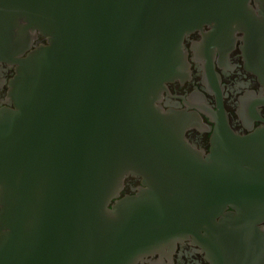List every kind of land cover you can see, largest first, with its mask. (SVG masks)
<instances>
[{
	"label": "water",
	"instance_id": "95a60500",
	"mask_svg": "<svg viewBox=\"0 0 264 264\" xmlns=\"http://www.w3.org/2000/svg\"><path fill=\"white\" fill-rule=\"evenodd\" d=\"M250 2L0 0V264H139L190 239L212 264H264V130L239 137L220 106L204 158L192 116L160 106L205 28L244 32L264 76ZM129 177L144 188L121 198Z\"/></svg>",
	"mask_w": 264,
	"mask_h": 264
},
{
	"label": "flooded vegetation",
	"instance_id": "af4514ba",
	"mask_svg": "<svg viewBox=\"0 0 264 264\" xmlns=\"http://www.w3.org/2000/svg\"><path fill=\"white\" fill-rule=\"evenodd\" d=\"M250 6L259 14L261 8L264 9V2L251 0ZM208 32L210 28H205L204 33L197 32L186 39L191 78L183 83L177 81L169 84L160 103L165 111L192 116L193 126L187 130L185 139L190 146L203 153L204 158L212 149L216 128L214 113L219 111L220 106L227 114L230 129L239 137H248L264 130V76L258 69V66H263L254 64L248 37L240 32L231 39H221L211 45L206 39ZM44 45H48V40L38 34L32 51ZM259 59L262 60L257 57V63ZM15 76L16 66L0 65V110L15 109L10 98V81ZM141 188H144L142 179L129 177L121 198L135 196ZM139 264L212 262L206 251L190 239L178 243L173 250L158 253Z\"/></svg>",
	"mask_w": 264,
	"mask_h": 264
}]
</instances>
